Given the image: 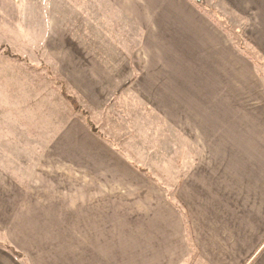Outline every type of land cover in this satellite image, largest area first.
Masks as SVG:
<instances>
[{"label": "crops", "instance_id": "crops-1", "mask_svg": "<svg viewBox=\"0 0 264 264\" xmlns=\"http://www.w3.org/2000/svg\"><path fill=\"white\" fill-rule=\"evenodd\" d=\"M35 1L100 129L0 74V264H264V0Z\"/></svg>", "mask_w": 264, "mask_h": 264}, {"label": "rangeland", "instance_id": "rangeland-1", "mask_svg": "<svg viewBox=\"0 0 264 264\" xmlns=\"http://www.w3.org/2000/svg\"><path fill=\"white\" fill-rule=\"evenodd\" d=\"M207 1L211 3L214 9L220 10V14L225 18V21L221 19L222 22L224 21V25L228 24L234 30L240 27L244 28V19L239 17L240 15L235 11L226 6L220 8L216 1ZM40 8H43L42 3L38 4L35 0H0V74L7 71L14 74L28 75L34 80L44 81L46 87L52 85L55 94L56 90H60V94L64 96L65 91L70 99L74 101V104H72L67 98L60 97L62 108L79 107L88 113L83 109L80 99L66 84V81L57 76L47 49L38 47V38L42 35L38 31V27H44L51 21L65 23L68 18L38 15L42 13ZM46 8L47 6L44 7V9ZM239 35H243V30L237 32L236 36ZM7 51L13 56L7 55ZM260 71L264 73V66H260ZM78 113L83 118L85 117L81 111ZM99 129L97 128L98 132ZM2 238L0 234V239Z\"/></svg>", "mask_w": 264, "mask_h": 264}, {"label": "trees", "instance_id": "trees-1", "mask_svg": "<svg viewBox=\"0 0 264 264\" xmlns=\"http://www.w3.org/2000/svg\"><path fill=\"white\" fill-rule=\"evenodd\" d=\"M200 4H201V5L203 4V6H205L204 1H202ZM6 54L9 55V56H13V55L10 54L8 51L6 52ZM14 57H15V56H14ZM20 58H21V57H20ZM63 94H64L65 98H67L69 101L72 102V104H74V101L70 99V97L65 93V91H64ZM76 110H77L78 112L81 111V112L83 113V115L85 116V117H84V120H85L86 124H88V126H89V127L95 132V133H98V130H97V128L95 127V125L93 124V122L91 121V119H90V117H89V114H88L87 112L83 111L82 109H80L79 107H78V108L76 107ZM179 208H180V210H181V207H179ZM17 254H18V253H17ZM18 255H20V254H18Z\"/></svg>", "mask_w": 264, "mask_h": 264}, {"label": "water", "instance_id": "water-1", "mask_svg": "<svg viewBox=\"0 0 264 264\" xmlns=\"http://www.w3.org/2000/svg\"><path fill=\"white\" fill-rule=\"evenodd\" d=\"M198 2H200L201 0H197Z\"/></svg>", "mask_w": 264, "mask_h": 264}]
</instances>
